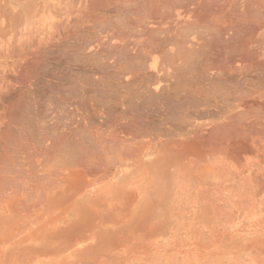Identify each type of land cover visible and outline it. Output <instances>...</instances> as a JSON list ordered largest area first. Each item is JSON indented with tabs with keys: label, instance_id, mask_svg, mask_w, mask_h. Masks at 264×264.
<instances>
[{
	"label": "bare ground",
	"instance_id": "obj_1",
	"mask_svg": "<svg viewBox=\"0 0 264 264\" xmlns=\"http://www.w3.org/2000/svg\"><path fill=\"white\" fill-rule=\"evenodd\" d=\"M28 18L34 36L21 47L16 31ZM0 23L6 45L21 39L9 64L38 69L53 85L43 86L67 93L17 135L12 123L0 132V264L115 260L111 250L141 248L165 224L152 191L165 177L201 168L215 151L237 163L263 154L264 0H0ZM255 175L236 180L252 203L244 254L264 248V178Z\"/></svg>",
	"mask_w": 264,
	"mask_h": 264
},
{
	"label": "rangeland",
	"instance_id": "obj_2",
	"mask_svg": "<svg viewBox=\"0 0 264 264\" xmlns=\"http://www.w3.org/2000/svg\"><path fill=\"white\" fill-rule=\"evenodd\" d=\"M31 23H33V21L31 19H29V18L26 19V21H24L22 24H20L21 27L19 25V29L16 31L18 34L19 33L22 34V32H24L22 34L24 36H22L20 34L22 36V37L20 36L22 39V42H21V39L19 38V35H17V34H16L17 35L16 38L14 39V37H12L15 35L14 34L10 37V39L8 41V45H6L5 44L6 41H4L5 39L2 38V35L0 33V75H1L0 76V128H1L0 132L3 129V126L5 125V123H10V124L12 123V125H10V132L13 135L14 134L17 135V132H16L17 129H15V126L17 127L19 125L17 127V128H19L20 122L34 117V113H35L37 108L41 109V110L44 109L46 111L48 110V112H50L49 109H51V107L54 106V103L56 101L60 100V98L67 99V96L64 97V95L65 94L67 95V93L65 91H63L64 90L63 88H60V89L54 88V90H53V89H50L49 86H43L44 82H42V80L44 81V79H42V77H43L42 75H41V77L39 76V74H42L41 72L39 73L40 70L38 71V69L35 70V69H30V68L23 69L24 67H22V70H23V73H22V71L19 70L21 65L18 64L19 67H16L17 64H15L16 66L14 67L15 61L18 60V57H17L18 53H19L18 49L20 48V47H18V44L21 42L20 45H22L21 47H23V45L25 46L28 43H30L31 42L30 41L31 36L32 35L34 36V34H32L33 32L30 33L31 36L28 35L29 31L32 28H33L32 30H34V26H33L34 23L32 24V26H31ZM26 26H27L26 30L29 29V31L25 30ZM0 29H1V23H0ZM27 32H28V34H27ZM33 36H32V38H33ZM12 38L16 42L13 41ZM18 38H19V40H18ZM24 38H26V39L29 38V40H28L29 42L27 40H26L27 43L24 42L25 41ZM17 40H18V44H17ZM13 44H14V46H13ZM15 44H17V45H15ZM10 46L12 47L11 49H10ZM15 48H16V50H15ZM1 50H3V51H1ZM10 58H12V61H14V63L12 62L13 67L11 66V64H9L11 62ZM6 62H8V63H6ZM7 64H9V65H7ZM43 67H45V66H43ZM3 68H4V70H3ZM12 68H15L16 70L12 69ZM9 69L12 73L9 71ZM13 70H15V71H13ZM27 70H29V71H27ZM33 70L36 72L38 71V73L36 74ZM17 72H18L19 76H18ZM31 73H33L34 78L32 77L30 79L31 82H30L29 87L31 89L27 88V86H26V88L28 89L27 90L24 88L25 85L23 83H25V77ZM5 77H6V79H5ZM45 83H46V80H45ZM32 85H35L36 87L35 86L32 87ZM44 85H50L53 87V85L50 81L49 82L47 81V83ZM61 89H63V90H61ZM51 90H52V92H50ZM17 96H20V98ZM23 99H24V102H23ZM10 103H11V106L9 105ZM8 105H9V107H8ZM36 105H39V106L37 107ZM47 105L49 106V109H48ZM51 105H53V106H51ZM11 107H14V108H11ZM20 108H22V109H20ZM33 108H35V109L33 110ZM16 109H20L21 112L17 111ZM6 110H8V111H6ZM12 112H14V113H12ZM4 113H6V115ZM2 114L5 116H2ZM8 120L9 121L11 120V122H8ZM14 120L16 122H14ZM86 133L89 135H90V133H93L94 135L96 134L94 131L92 132V130H90V133L85 132L84 134H82V137L84 138V139L83 138L81 139L83 145L85 143H87V141L85 139H87V138L90 139L92 137L91 135H90L91 137L89 135H86ZM80 137H81V134H80ZM252 138H253V140L255 139L254 137H252ZM258 139L259 138H257L256 140H258ZM83 140H85L86 142H84ZM254 142L256 143V141H254ZM1 143L2 142L0 141V144ZM29 143H31L30 144L31 148H32V145H35V143L32 141L31 142L29 141ZM83 145H82V148H83ZM86 145H88V144H85L84 147H86ZM262 151H263L262 152L263 154L258 156V159H260V160L256 159L257 157H255V156L254 157L248 156L246 158L244 156L242 158H245V160H241L242 162L238 161V163L236 161L229 159L228 156H227L228 157L227 158L225 156V155H227L225 152H223V155L225 156L224 157L223 155H221L222 152L217 154V153H215L217 151H215L214 153H211V156L215 154L214 157L213 156L212 157L207 156V158L211 161V164L207 163L210 161L206 158L207 162L204 161V163L205 162L206 163L205 164L202 163L203 165L201 164V166H200L202 169L198 167L195 170V169H192L193 167H191V168L189 167L188 168L189 171L186 170L188 172H185V171L183 172L181 170H179V172H178V170L175 167L170 168L168 166V168H166L168 173H170L169 170H172L171 171L172 173H175V170H177L176 172H178V173L175 175L173 174L172 177H170V178L168 177L167 179L165 177L166 180L163 179L162 180L163 182L162 181L159 182L160 184L157 183L159 185H155L154 186L155 189L154 188L152 189V191H154V190H156V187H157V189L159 190V193H161L159 200L162 203H164L162 205V207L163 206L164 207L161 208L164 210H162V211L159 210L160 215L158 217L159 218L158 220H160L162 223L165 222V224H163V227L160 229L161 231L159 230V232H157V231L154 232L155 230H152V229H151L152 231L149 230V235H150L149 241L147 243H145V245H141L144 249L142 247H141L142 249L138 248L140 246H137V247H130V248H121V249L113 250V251L111 250L112 254H114V256H115L114 259L116 260L119 258V260H117V261L110 260V262H105V263L103 261L102 262L90 261L89 264L90 263H92V264H94V263L95 264H106V263L107 264H109V263H111V264H264V248H260V246H259L255 249L251 250V253L249 252L247 254H244V252L241 251L242 250L241 249L242 244L247 240L245 238H247L250 235L253 236L254 234H253V232L248 233L245 230H244L245 232H243V229H242L241 221H244L247 216L252 214V213H250L248 215L245 214L246 212L244 211V208H245L244 205L246 203L247 204L246 208H248V206H250L252 203L250 204V202H247L246 196H242V194L240 195L239 186H240L241 182L237 178L240 176H241L240 179L241 178L245 179L246 177H249L248 171H250L249 172L250 173L249 179L252 177L251 175H254V174H256V175L260 174L257 176L264 178V150H262ZM100 153H102V152H100ZM9 154L11 156L13 155L12 156L13 160H17L15 162V164L17 163L16 164L17 168L19 167V165H18L19 160H20L19 163H21V164H22V162L23 163L27 162L23 158L24 157L23 154H20L19 156L17 154H14V153H9ZM14 155H15V157H14ZM208 155H210V154H208ZM16 156H17V158H16ZM0 157H1L0 159L2 161L3 152L1 150H0ZM249 157L251 160H248L246 162V159L247 158L249 159ZM210 158H212V159H210ZM38 160H39V158L34 159L35 164L39 162ZM1 161H0V163H1ZM2 162H4L3 163L4 165H7V164H5V161H2ZM0 165H2V164H0ZM22 165H23V168L26 169L27 168L26 166H28V163L22 164ZM232 165H234L233 168H232ZM202 166H205V167L203 168ZM260 166H261L262 170L258 169ZM214 167L216 169H214ZM172 168H174V169H172ZM208 168L210 171H208ZM191 170H193V173ZM244 170L245 171L247 170V171L245 172ZM238 172H239V176H237ZM254 172H256V173H254ZM205 173H206V176H205ZM201 174H203V175H201ZM8 175L9 176L10 175L15 176V173H9ZM186 175H187V177H186ZM169 176H170V174H169ZM194 176H195V178H194ZM133 177H136V184L135 185L138 186L141 175L136 176V173H135V174H133ZM188 177L191 179H189ZM214 177H216V178H214ZM235 177L237 179H234ZM224 178H225V180H223ZM252 178L254 179V177H252ZM88 179L90 180L91 177H86V181H88ZM202 179H204V180H202ZM236 180L239 181L240 184ZM245 180H247V179H245ZM216 183H217V185H216ZM164 184H165V186H164ZM168 185H170V186L168 187ZM178 185H180V186H178ZM164 187H165V189H164ZM167 189H169L168 190L169 192L166 191ZM176 189H178V190H176ZM200 189H201V192H200ZM196 190H198V191H196ZM232 190H237V193H236V191L233 192ZM215 191L217 193H214ZM164 193H166V194H164ZM205 193H207V194H205ZM162 194H163V196H162ZM177 194H179V195H177ZM208 194H210V195H208ZM190 195H191V198L189 197ZM182 197H183V199H182ZM187 197L191 199L190 200L191 202L187 200L188 199ZM163 198H165V200ZM234 200H236V201H234ZM172 201H173V203H172ZM207 201L209 203L208 205H207ZM177 202H179V203H177ZM204 202H206V203H204ZM239 202H240V204H239ZM243 202H244V204H243ZM200 203H202V204H200ZM221 203H222V205H221ZM180 204H181V206H179ZM248 204H250V205H248ZM184 205H185V207H184ZM175 206H176V208H175ZM187 206H188V208H187ZM197 206H198V208H197ZM202 206H205V207H202ZM225 206L226 207L228 206V208H226ZM172 207H174V209H172ZM180 207H181L182 211L184 210L183 211L184 213L181 212V210L179 209ZM242 207H243V209H241ZM199 209H201V210H199ZM242 210H243V213H242ZM212 213H214L213 214L214 216L216 215L215 216L216 218L214 216H212ZM227 214H229V215H227ZM201 215H203V216H201ZM218 215L219 216L221 215V216L219 217ZM204 216H206V217H204ZM217 216H218V218H217ZM178 217H179V219H178ZM228 217H230V218H228ZM211 218L214 221H212ZM216 220H219V221H216ZM206 225H207V227H204ZM167 227H168V229H166ZM154 233L155 234L157 233L158 235H155ZM153 234L155 235V237L153 236ZM224 234H226V235H224ZM153 240H155L156 242ZM156 245H159V246H156ZM135 249H137V250H135ZM144 251H145V253H143ZM116 257H118V258H116ZM122 258H123V260H122ZM112 259H113V257H112ZM124 259H126V260H124ZM6 261H4V264H14L13 261H9V260H6ZM107 261H109V260H107ZM112 261H115L116 263H114ZM10 262H12V263H10ZM75 262L76 261L71 260V261H66L64 263L65 264H76V263L77 264H81V263L83 264L84 263L83 261L82 262L80 261L81 263L80 262L75 263ZM85 262H87V261H85ZM52 263H53V261H51L50 263L42 262L40 264H52ZM58 263L64 264L63 262L62 263L61 262H57V263L55 262L53 264H58Z\"/></svg>",
	"mask_w": 264,
	"mask_h": 264
}]
</instances>
